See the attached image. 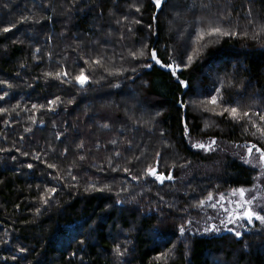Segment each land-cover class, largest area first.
Instances as JSON below:
<instances>
[{"label": "trees", "instance_id": "16d2710c", "mask_svg": "<svg viewBox=\"0 0 264 264\" xmlns=\"http://www.w3.org/2000/svg\"><path fill=\"white\" fill-rule=\"evenodd\" d=\"M249 8L255 24L245 18ZM222 13L240 35L205 37L208 46L178 73L188 89L150 58L155 49L164 64L170 56L179 63L186 44L200 46L201 26L219 20L228 28ZM261 23L264 0H171L162 12L152 0H0V95L8 93L0 100L8 109L0 114V264H264L263 236L204 233L197 206L208 193L251 186L257 171L226 146L264 141L251 124L193 106L222 90L225 104L264 112V34L252 38ZM142 48V58L130 54ZM96 55L123 74L92 71L84 60ZM79 67L91 77L83 89L45 76ZM57 96L62 102L49 111ZM189 139H214L216 150L206 155ZM157 159L174 182L144 178ZM125 166L131 174L116 170ZM49 187L57 192L45 205ZM188 219L193 226L181 236Z\"/></svg>", "mask_w": 264, "mask_h": 264}, {"label": "snow or ice", "instance_id": "6c2138e0", "mask_svg": "<svg viewBox=\"0 0 264 264\" xmlns=\"http://www.w3.org/2000/svg\"><path fill=\"white\" fill-rule=\"evenodd\" d=\"M254 2V0H250V3ZM171 0H152L153 7L156 11L162 12L166 10L170 6ZM7 6V5H5ZM197 5H193V7H196ZM203 10L209 9L211 6L209 4H200L199 5ZM136 11L139 12L140 8L137 7ZM222 20H229V26L228 28L222 27L220 24V21H209L207 28L201 26L197 31V43H199V47L192 50L190 48V43L185 45L186 51L184 52L183 58L179 63L174 61L172 57H169V63L164 64L162 61L159 60L157 57L155 49L151 50L150 52V58L152 60H155L157 64H160L161 67L167 69L169 71V74L174 76L178 84L185 88H189V81L181 79V76L178 75V73H182L184 70H186L188 67L192 65V63L197 58L198 53L201 51L202 48H206L208 46V42L205 41V37L208 38H219V37H231V36H239L240 32L235 31L233 28V25L230 21V14L222 13L221 17ZM245 18L247 19L249 24H255V20L252 17L251 8L248 9V12L245 14ZM28 18H25L27 20ZM125 20H127V17H125ZM138 22V21H137ZM203 23V18H202ZM10 28H4V32L10 31ZM131 31V29H129ZM261 34H264V23H261L253 32L252 38L258 39L261 38ZM244 36H248L249 32L247 29L243 31ZM37 52L40 51V49H36ZM174 51V50H173ZM134 58H142L145 55L144 49L142 48L139 52H131L130 53ZM83 59V57H80ZM85 64L96 67H92V71H96L97 67L100 69H103L109 76L112 75H122L123 71L115 72L108 68H105V62L102 57L99 55L96 56H89L88 59L84 60ZM144 67L151 68L152 64H146L143 65ZM45 76L47 77H53L54 79L60 80L61 83H71L72 81H75L78 83L81 88L83 89L90 80V75H87L85 73V70L82 67H79L78 71L70 76V73L66 69H61L60 71H57L55 73L53 72H47L45 73ZM103 78V77H102ZM95 82V81H94ZM3 83V82H0ZM115 87H119V85H114ZM8 87H11L9 84ZM8 95L7 92H5L3 95H0V100L5 99V97ZM58 102H62L60 100V97H55L54 99L48 101L49 104V111H55V108L58 106ZM183 103V102H182ZM238 103V102H237ZM212 105L213 107L209 109L207 105ZM194 107H200L203 106L204 111H212L215 115L224 116L225 113L228 114L229 119H231L235 123H241L242 126L247 123L251 124L253 128L256 129L255 132H253V135L259 134L260 141H264V112L261 111H252V110H244L241 107H235L231 105H227L223 101V92L222 90H216L215 94L210 95L207 99L201 100L200 104H196V102H193ZM16 107H20V105H17ZM33 108H36L37 105H33ZM43 107V106H41ZM216 108L221 109L220 111H216ZM8 112V109L6 108H0V114H5ZM255 117V118H254ZM257 119L259 123L257 122ZM102 128H108V124L101 125ZM185 134L188 135V126L185 123L184 125ZM27 131L31 132L32 129L29 128ZM163 135V133H161ZM111 143L116 144V141L113 140ZM188 143L191 145L192 148L204 151V152H213L216 150L217 141L214 139H210L208 142H193L191 139H189ZM79 148H83V142H81L78 145ZM131 142H129V148H131ZM235 147L239 148L240 145H235ZM244 147L247 150V155L242 157L244 163L252 165L253 167H259L261 170V173L264 174V146H258L256 143H253L251 145L245 144ZM54 150V149H53ZM254 150H255V157H254ZM0 151H7V149H0ZM67 153V149L65 148L63 150V154ZM23 155H27L26 153H22ZM115 156H120L121 153L119 151H116L114 153ZM157 156H159V153H157ZM36 160H40V156L33 157ZM136 159H139L140 157H135ZM80 160H84L85 156L81 155L79 157ZM125 159H127L125 157ZM255 160V162H254ZM191 164V161H185V163L179 165L181 168H186L188 165ZM160 165V160L157 159L154 165H150L147 167V169L144 172V178L147 179L148 176L153 177L156 181H158L160 184H164L165 181H173L175 180V177L172 175L171 170L165 174L163 171L158 172L157 167ZM177 165L172 164L171 169H175ZM28 168H32V164L27 165ZM47 167L49 169H56V165L52 163H47ZM108 167H113L112 164H109ZM102 170V168L100 169ZM117 171H123L131 174V169L128 167H122L119 169H116ZM68 176L71 177V180L76 181L78 178L76 175H74L72 172H68ZM56 180H61L62 177H53ZM131 178L133 180L139 181L140 177L137 175L132 174ZM93 188H95V185H92ZM105 188L107 190H111L110 186L106 185ZM105 188L97 189L99 191H104ZM88 189L85 188V191ZM258 189H252L251 195H249V190L240 187L237 189L232 190V197H236V199H230L226 198L225 195L221 194L219 195L218 199L216 196H214L212 193H208L207 197L204 199H201L198 201L197 206L201 209H204L205 207L211 208L213 210H216L217 212H222L224 214L223 218L220 219L219 225L216 223H211L210 225L206 226L203 231L204 233H216L219 234L221 231H227L229 233L234 234L235 237L241 238L243 236V233L239 230L240 224L243 222H247L248 224H252L255 226V222L258 221L260 224H264V203H260L259 207L257 208L255 205L257 204V201H264V195L257 196L256 192ZM57 192V189L55 187H49L47 188V192L42 197L43 203L45 205L48 204V200L51 196H54ZM119 196V193H117ZM118 203H124L123 200H119ZM231 205V206H229ZM37 212H39V209H37ZM209 220L212 219L211 216L208 217ZM230 225H235L236 227H230ZM193 226V221L191 219H188L186 223H181L178 226V230L181 236L185 234V232L190 229ZM199 231V229H197ZM20 251L26 252L27 250L25 248H21ZM125 251H122L119 246L116 247L115 252L118 256H123L125 254ZM163 256V254H162ZM15 259V257H14Z\"/></svg>", "mask_w": 264, "mask_h": 264}, {"label": "rangeland", "instance_id": "374dc122", "mask_svg": "<svg viewBox=\"0 0 264 264\" xmlns=\"http://www.w3.org/2000/svg\"><path fill=\"white\" fill-rule=\"evenodd\" d=\"M226 148L229 149L230 151L234 150L235 151L234 156L237 159H241L242 162L244 163L242 157L247 155V150L245 147H239V148L236 147L235 148V146L227 145ZM210 153L211 152H205L206 155H208ZM255 155L256 154L254 151V157H255ZM254 162H255V160H254ZM244 164L257 171L256 176H255L251 186L245 187L246 189L249 190V195H251V190L254 188L258 189V191L256 192L257 196L264 195V174L261 173V170L259 167H253L252 165H249L246 163H244ZM231 193H232V190H224V191H220L219 194L214 195V196H216L218 199L219 195L223 194L226 196V198L236 199V197H232ZM260 203H264V201H257V204L255 206L258 208ZM229 206H231V205H229ZM177 208L178 207H176L175 210H178ZM198 210H199V208H198ZM200 211L201 212L198 211V213L200 214V217L203 219V221H202V223L199 224V226H202L203 229L206 226L210 225L211 223H216L219 225L220 219L223 218V216H224V214L222 212H217L216 210H213V209L207 208V207H205L204 209L200 208ZM209 216L212 217L211 220L208 219ZM195 225H197V224H195ZM230 227H236V226L230 225ZM239 230L243 233L242 237L255 236V235L264 237V224H260L258 221L255 222V226H253L252 224H248L245 221L242 224H240ZM221 232L229 233L227 231H221ZM214 234H216V233H214ZM230 234L234 235L232 233H230Z\"/></svg>", "mask_w": 264, "mask_h": 264}, {"label": "water", "instance_id": "95a60500", "mask_svg": "<svg viewBox=\"0 0 264 264\" xmlns=\"http://www.w3.org/2000/svg\"><path fill=\"white\" fill-rule=\"evenodd\" d=\"M152 61H155V60H152Z\"/></svg>", "mask_w": 264, "mask_h": 264}]
</instances>
